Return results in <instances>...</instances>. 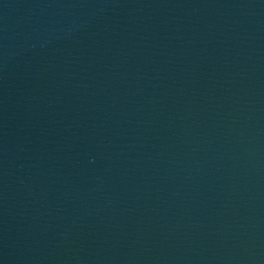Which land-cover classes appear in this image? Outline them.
Listing matches in <instances>:
<instances>
[{"label": "water", "instance_id": "water-1", "mask_svg": "<svg viewBox=\"0 0 264 264\" xmlns=\"http://www.w3.org/2000/svg\"><path fill=\"white\" fill-rule=\"evenodd\" d=\"M0 264H264V0H0Z\"/></svg>", "mask_w": 264, "mask_h": 264}]
</instances>
